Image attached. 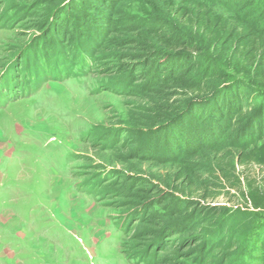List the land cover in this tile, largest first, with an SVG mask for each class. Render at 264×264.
<instances>
[{
  "label": "rangeland",
  "instance_id": "rangeland-1",
  "mask_svg": "<svg viewBox=\"0 0 264 264\" xmlns=\"http://www.w3.org/2000/svg\"><path fill=\"white\" fill-rule=\"evenodd\" d=\"M231 3L214 0L213 7L227 14ZM251 3L237 7L253 19L264 0ZM72 6L0 0V264H221L209 262L201 244L189 246L213 228L178 226L181 193L166 185L175 170L170 142L191 118L172 127L159 122L160 98L177 91L157 85L156 77L170 57L186 61L189 54H141L150 44L136 25L143 18L137 4L112 22ZM154 18L201 47L199 64L211 57L191 29L165 12ZM73 45L81 50L69 56L65 48ZM64 63L65 75L41 69ZM32 68L40 73H23L13 85L15 72ZM218 69L245 81L232 62ZM250 181L233 202L217 200L237 209L238 230L242 217L264 223V166L251 167ZM239 253L228 264H239ZM261 255L250 251L240 264H264Z\"/></svg>",
  "mask_w": 264,
  "mask_h": 264
},
{
  "label": "trees",
  "instance_id": "trees-1",
  "mask_svg": "<svg viewBox=\"0 0 264 264\" xmlns=\"http://www.w3.org/2000/svg\"><path fill=\"white\" fill-rule=\"evenodd\" d=\"M213 1L72 0L71 11L85 9L98 20L112 22L120 20L129 5L137 4L143 18L137 16L136 25L147 31L150 44L141 47V54L158 56L161 60L166 59L167 53L175 57L180 53L189 54L186 61L170 57L164 63L170 62V67L160 69L156 77L157 85L177 91L164 93L160 98L159 122L172 127L184 121L187 115L191 118L188 126L185 124L177 130L175 139L167 135L175 147L172 153L175 170L173 175H167L166 185L181 193L182 198L178 199L177 207L182 220L176 224H186L194 232L213 228L188 240L189 246H203L209 262L220 260L221 264H228L234 253L241 251L240 264L250 251H260L264 263V223L256 225L252 216L242 217L243 230H238L237 209L217 203L219 198L233 202L245 181L254 183L250 181L251 167L264 166V149L260 145L264 139V8L252 19L243 7H237L244 3L246 8L253 7L252 0H230L233 4L227 14L215 10ZM164 12L198 34L211 57L199 64L197 56L201 54V47L173 33L168 23L154 18ZM78 46L65 48V51L70 56L74 50H81ZM226 61L244 73V82L218 69V64ZM66 63L41 69L43 73L48 71L47 75L57 71L65 75ZM39 69L32 68L30 74L25 70L20 74L15 72L13 85L17 86L18 81H15L23 73L37 75ZM135 75L136 78L144 76ZM173 95L186 97L190 105L174 99ZM204 130L206 134L200 135ZM250 236H253V245L248 243L252 241ZM244 243L246 245L242 246Z\"/></svg>",
  "mask_w": 264,
  "mask_h": 264
}]
</instances>
